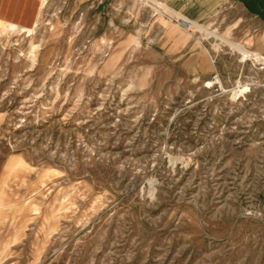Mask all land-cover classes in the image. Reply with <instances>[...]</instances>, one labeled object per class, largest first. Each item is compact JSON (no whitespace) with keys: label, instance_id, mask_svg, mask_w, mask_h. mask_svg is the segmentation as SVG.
<instances>
[{"label":"rangeland","instance_id":"374dc122","mask_svg":"<svg viewBox=\"0 0 264 264\" xmlns=\"http://www.w3.org/2000/svg\"><path fill=\"white\" fill-rule=\"evenodd\" d=\"M231 3L0 0V264H264V0Z\"/></svg>","mask_w":264,"mask_h":264},{"label":"crops","instance_id":"0c3cea01","mask_svg":"<svg viewBox=\"0 0 264 264\" xmlns=\"http://www.w3.org/2000/svg\"><path fill=\"white\" fill-rule=\"evenodd\" d=\"M170 1H174L175 4L179 5L178 6L179 8H176V10L179 11L181 15L178 13L176 14L174 11L172 12L175 13L177 19L181 23L186 24V26L194 25V23L189 20L190 18L192 19L194 15L195 17L193 19H198V20L210 19L212 16H214L218 12L220 8H222V6L229 5L230 7L232 5L231 2H234V0H186V1L170 0ZM7 26L10 29H14L18 27L17 25L13 23H7ZM226 42L229 45H231L233 48L238 49L243 54H248V57L250 58H257L259 57V55H261L259 53H247L240 46L230 43L228 41Z\"/></svg>","mask_w":264,"mask_h":264},{"label":"trees","instance_id":"16d2710c","mask_svg":"<svg viewBox=\"0 0 264 264\" xmlns=\"http://www.w3.org/2000/svg\"><path fill=\"white\" fill-rule=\"evenodd\" d=\"M246 7H251V6H250V5L247 6V4H246ZM248 9H250V8H248ZM254 11H255V12H258L257 10H254Z\"/></svg>","mask_w":264,"mask_h":264}]
</instances>
